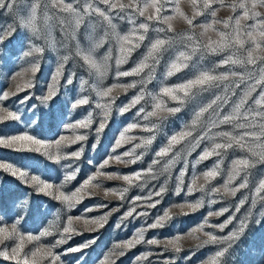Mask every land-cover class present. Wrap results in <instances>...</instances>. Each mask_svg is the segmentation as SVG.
Here are the masks:
<instances>
[{
    "label": "snow or ice",
    "instance_id": "snow-or-ice-1",
    "mask_svg": "<svg viewBox=\"0 0 264 264\" xmlns=\"http://www.w3.org/2000/svg\"><path fill=\"white\" fill-rule=\"evenodd\" d=\"M22 0H0V10L12 14ZM174 3L171 8L172 14H164L169 7V3ZM193 5V17L189 18L179 8L178 0H44V15L45 28L37 27L38 10L41 7V0H32L27 6V13L19 16V28L21 29V36L19 37L22 48L21 56L27 57L34 53L42 54L44 49L33 43L34 40L44 39L50 46L55 47L51 41V32L55 27L54 24H49L50 19L58 21L60 31L65 36L68 42L75 41L73 45L75 56L79 57L83 63L80 65L94 73L96 81L90 87L95 92V100L89 96H81L75 100L69 98L64 102L63 109H55L50 105V101L57 95L55 87H49L47 94L40 97L41 105L37 111L36 105H29L28 101L31 99V94L24 96L17 102L15 108L10 109L4 105V101L11 96L16 95L26 88L34 86V81L29 80L21 86H17L16 92L9 90L0 91V148L10 149L18 153L31 154L24 159L30 161L29 163H15L12 161L0 162V170L3 173L11 176L14 180L19 181L24 188H31V192H26L23 196H18L11 199L7 204L0 203V258L4 260L14 261L15 264H64L62 255L70 253L82 252L95 243L97 237L91 240L82 242L79 245L69 247L63 250L62 253L56 252L54 249L57 246L67 244L74 235L81 234L80 231L74 227V220H84L85 225L91 223L97 227L90 230H98L107 222L111 211H117L118 208L112 209L110 212L104 213L99 217H73L67 216L66 225L62 230L53 228L51 225L36 233L24 232L21 225L26 222L32 211L31 196L33 193L50 197L55 201H59L64 205L68 211H71L77 204H79L85 195H93V191L101 188L102 185L97 182L98 177L121 178L129 187L133 186L134 181L142 180L144 185L150 179H156L159 174L169 172L170 168L181 157V152L173 150L177 145L187 141L189 150L186 152V157L192 155V151L199 148L202 142H207L206 146L201 150L200 154L192 162V167L195 169L201 162L209 160L212 157L217 159L209 167L202 172L193 174L189 177L187 187H185V176L188 173V160L185 159L184 166L179 170L176 176V183L173 189L174 194L179 196L184 192L185 196L200 192L202 195L196 200H182L176 204H169L162 210V214H157L153 217L151 223L145 222V225L137 229L132 238L114 245L115 249H130L136 244L146 242L149 245L159 246L161 241L157 239H149L145 241V232L149 229H158L165 227L170 221L174 219L171 214V208H179L181 211L187 207L190 211L201 209L205 205V197L209 205L218 203L217 195L220 197L230 195L235 197L236 194L249 187V169L256 163H264V0H233L231 4H225V0H202V5L198 6V0H191ZM103 4L105 7H100ZM218 4L221 8H230L233 15L224 20H217L218 9L214 7ZM240 12L237 14V10ZM50 10L51 11V15ZM63 13L64 15H61ZM183 18L190 28H195L197 25L193 24V20L199 16L211 17L210 21L203 22L198 25L202 29L200 36H205L209 31H213L218 36L217 40L209 38L206 43H202L194 32L186 34H178L177 36H169L167 33L173 32L172 21L176 16ZM96 17L98 19L90 20L88 28H86L85 36L88 41L86 46L81 45L78 38V31L86 18ZM144 19L137 23L138 19ZM125 20L130 29L121 34L116 30V24L113 22L116 19ZM157 22L154 27L151 22ZM245 22V23H242ZM251 21V23H246ZM99 23L106 25L102 35L95 34V25ZM159 24L167 25L166 28L159 27ZM222 25V29L215 28V25ZM153 29L157 36L151 39L145 46L146 52L142 58L130 70L119 71V67L129 60L131 55L138 49L147 39L149 30ZM109 29L111 31H109ZM17 27L15 24H9L4 30L0 31V43H3L5 38L11 39L16 35ZM163 33V35H160ZM114 37L117 45V55L115 57V65L117 71L115 77H129L138 76L139 81H133L128 84L113 83L108 87L102 86V80L109 71L112 59L111 49L98 59L95 55L96 50L103 47L108 42L109 37ZM184 41L182 50H178L173 58H170L165 65L164 71L161 74V84L158 91H147L146 86L157 78L156 69L159 67L164 54L172 48L177 40ZM68 48L69 44L63 45ZM224 55L223 59L218 62V65H239L244 68V71H225L216 72L212 68L196 67V70L191 78L175 83L172 85L163 83L168 78L176 75L184 69L190 67V61L194 57L199 56L203 58L205 55L215 54ZM70 55L62 57L61 63L53 77L57 82L63 75L64 63H67ZM199 60H197V65ZM39 64L32 63L30 70L33 74L38 71ZM20 72H13L7 75L8 80H13L17 75H22ZM75 73L69 72L65 79V85L71 86L74 83ZM230 81L229 83H223ZM142 85L140 91L131 97L127 102L116 106L118 115H123L131 109L136 108L133 118L130 122H126L125 126L117 130L114 138V144L110 150V154L106 156L101 162L94 163L89 160L88 163L95 169L90 172L80 183L70 192H65L63 189L66 185L76 180L77 174L80 171L79 165L72 163H62L68 158L80 159L84 147L81 146L73 152L63 151L66 146L64 142L77 143L87 139V133L74 135V138H69L60 135L59 138H54V142L46 139L41 135V131L45 124L49 127L53 125L59 129L61 126L71 129H89L93 123V113L88 112L86 118L77 121L66 123V117L69 112L75 110L77 106H85L94 104L96 109H99L97 115L100 117L95 132L97 140L104 132L109 123V117L113 111L116 97L112 96L113 90L121 88L127 90L134 88L137 84ZM243 85V88L241 87ZM88 80L83 76L79 77V90L81 92L87 91ZM222 87V94L214 92V89ZM235 89H241L237 95ZM205 93H211V98L206 103H200L194 110L193 118L190 125H186L184 129L173 133L167 139V143L162 145L154 153V159L147 169H140L134 173L120 174L104 172L106 166L109 165L110 160L116 162H123L125 164H135L141 160L144 152L137 154V149H147L152 145L156 139L155 131L159 129L160 124L167 118L166 114L179 113L182 107L188 102L195 101L198 96ZM150 97L151 110L146 106L140 105L145 97ZM233 96H237L236 100H232ZM175 102L177 106L169 107L166 99ZM231 102V108L228 111L224 109ZM22 106V107H21ZM45 109H48L45 111ZM207 114V115H206ZM157 118L158 123H142L150 121V118ZM6 122H14L11 126L13 130L5 131ZM227 125L231 130L213 131V129L220 128ZM142 128L146 132L153 133L146 137H135L128 135L134 129ZM199 129V133H197ZM191 138V139H189ZM139 139L140 143L135 144L129 150L112 155L115 150L122 147L124 143H130L133 140ZM96 145L93 144V148ZM238 148L241 152H246L247 155L234 157L226 170L225 178L222 184L212 185V181L217 179L224 173L222 165L229 150ZM38 154V155H36ZM167 159L162 169H155L154 166L161 163V159ZM39 156L46 157L48 161H53L59 164L63 169L62 178L59 182L50 175H47V170L55 171L50 164H46L39 159ZM124 157H130L129 160H124ZM255 158V159H253ZM44 164V171H41L40 165ZM202 183H198L199 180ZM240 180L237 184L236 181ZM209 185H212L209 187ZM143 185H141L142 187ZM167 182L161 184L153 191H149L143 196L133 197L129 202L130 207L118 218L119 222L116 227H120L124 219L139 218L140 216H148V211L137 212L138 207L145 209L156 208L163 200L164 194L167 192ZM107 192L118 195L121 200L125 199V194L129 191L125 188H111L106 189ZM251 205L254 208L257 201H264V178L259 179L254 188L251 189ZM159 197L160 199H154ZM248 197L241 198L236 206L235 213H240L241 208L245 205ZM137 201H145L144 204H137ZM94 207H108L107 204H97ZM56 205L44 209L37 208L36 211L47 217ZM86 209L85 211H90ZM229 212L227 207H221L217 210L208 211L206 217L195 228L190 229L187 233L189 236H194L197 232H202L207 239L202 242V245H218L214 253L206 260L201 261L200 264H227L226 255L230 256V250L233 249L236 242L242 237L246 231L249 218L252 216L251 209H249L244 216V219L239 221V227L230 230L226 235L219 236L213 232L204 231L205 227L218 229L223 232L235 219V214L230 215L223 222L219 224L210 223V217H220ZM135 214V215H134ZM187 215V213H183ZM261 220L257 219L256 223ZM53 231H59V238L55 243L45 244L42 238L52 235ZM183 233H177L174 237L163 241L164 251L172 250L175 253L181 251L180 241ZM6 241H13L10 250L9 246L5 244ZM33 243V248L25 252V245ZM124 251H113L112 255L123 256ZM152 253H141L139 257L134 258L137 261L147 259ZM105 257V264L108 260ZM185 259H190L185 257ZM167 264V262H166Z\"/></svg>",
    "mask_w": 264,
    "mask_h": 264
},
{
    "label": "rangeland",
    "instance_id": "rangeland-1",
    "mask_svg": "<svg viewBox=\"0 0 264 264\" xmlns=\"http://www.w3.org/2000/svg\"><path fill=\"white\" fill-rule=\"evenodd\" d=\"M32 2V0H22L21 3L18 4L17 8L14 10L12 14L0 10V31L4 30L9 24H15L17 27L16 35L11 39L5 38L3 43H0V91L9 90L12 92H16L17 86H23L25 82L29 80L34 81V86L31 88H26L23 91H20L16 95L11 96L8 100L4 101V105L8 106L10 109L15 108L17 102L22 99L24 96L31 94V99L28 101L29 105H36L37 111H39L41 105L40 97H43L47 94V90L49 87H55L57 91V95L49 102L50 105L54 106L55 109H63L64 102L68 101L69 98L73 100L81 97V96H89L92 100H95V92L91 90L90 85L96 81L95 74H90L89 71L85 68H82L80 65L83 61L75 56L73 45L75 41L68 42L60 31V26L57 20L50 19L48 21L49 24H54L55 27L51 32V41L55 47L50 46V44L44 40H34L33 43L38 45L44 49L42 54L34 53L31 56L22 57L21 56V48L22 44L19 39L21 36V29L19 28V16L25 15L27 13V6ZM66 2H70V0H66ZM123 2H127V0H123ZM179 8L186 16L189 18L193 17V5L191 0H178ZM233 0H225V4H231ZM44 0H41V7L38 10V19H37V27L40 29L45 28V22L43 20L44 15ZM202 5V0H198V6ZM174 3L170 2L168 10L164 14H172L171 8L174 7ZM100 7H105L103 4ZM214 7L218 9L217 11V20H224L227 17L233 15V12L230 8H221L218 4H215ZM50 10V15H51ZM240 10H237V14ZM61 15H64L61 13ZM98 19L96 17L86 18L84 24H82L81 28L78 31V38L81 41L82 46H86L88 41L85 36L86 28H88L90 20ZM143 17H140L137 21L139 23L143 20ZM211 17L199 16L193 20V24L197 25L195 28H190L187 22L181 18L180 16H176V18L171 22L173 25V32L167 33L169 36H177L178 34H186L189 32H194L195 35L200 39L202 43H206L209 38L212 40H217L218 36L215 32L209 31L205 36L201 37L200 33L202 29L198 27L199 24L210 21ZM116 24V30L124 34L126 33L131 25L127 23L125 20L116 19L113 21ZM153 26H156L155 21L151 22ZM242 23H245L242 21ZM246 23H251V21H247ZM106 25H101L97 23L95 25L97 36L102 35L104 28ZM159 27L166 28L167 25L159 24ZM222 25L217 24L215 28L222 29ZM90 31L91 29L88 28ZM109 31H111L109 29ZM160 35H163L161 33ZM157 36V33L150 28L147 39L143 42V44L133 52L127 63L121 65L119 67V71L130 70L135 64L142 58L143 54L146 52V45L149 43L151 39H154ZM68 43V48H65L63 45ZM184 47V41L177 40L175 45L170 48L165 54L159 67L156 69L157 78L149 83L146 88L147 91H158V88L161 84V74L164 71L165 65L170 58H173L178 50H182ZM109 48L111 49L112 59L109 61L110 68L106 73L105 77L102 80V86L108 87L113 83L118 84H128L133 81H139L140 77L138 76H129V77H115V73L117 71V67L115 65V57L117 53V45L115 43L114 37H109L108 42L104 44L103 47L96 50V57L98 59H102L103 56L108 52ZM64 55H70V58L67 63H64L63 75L59 78V81L53 79L57 67L63 63L62 57ZM227 53H222L220 55L209 54L205 55L202 59L199 56L194 57L192 61H190V67L188 69H184L176 75L168 78L163 83L172 85L175 83H179L181 81L187 80L191 78L194 74L196 67L200 68H212L216 72H225V71H237L242 72L244 68L239 65H218V62L221 61ZM197 60H199V64L197 65ZM32 63H38L39 68L38 71L33 74L30 70V66ZM22 72V75H17L15 79L8 80L6 78L7 75H10L13 72ZM69 72H74L75 77L74 83L71 86L65 85V79L68 77ZM83 76L86 80H88V86H86L87 91L81 92L79 90V77ZM230 81H225L223 83H229ZM142 85L139 83L134 88H128L127 90L116 88L113 90L112 96L116 97L115 104L113 105V111L109 117V123L105 128L104 132L101 134L100 138L97 140V135L95 132V128L100 117L97 115L99 113V109L94 107V104H89L85 106H77L75 110L69 112L68 116L65 118L66 123L80 120L82 118H86L89 111L93 113V123L89 129H71L68 127L61 126V128L57 129L53 125L49 127L48 124H45L41 131V135H43L46 139L53 141L54 138H59L60 135L67 136L69 138H74V135L87 133V139L84 141H79L77 143H69L64 142L66 144L63 147V151L73 152L80 148L84 147V152L80 159L76 160L75 158H68L62 163H72L74 165H79L80 171L77 174L76 180L72 181L70 184L66 185L63 189L65 192L72 191L79 183L82 181L90 172H94L95 169L88 163L89 160H92L94 163L101 162L106 156L110 154V150L114 144V138H118L116 136L117 130L121 129L125 126L126 122H130L133 118V114L136 111V108L131 109L129 112L118 115L116 112V106L122 103L127 102L131 97L136 95ZM243 88V85H241ZM214 92L218 94H222V87L218 89H214ZM237 95H239L241 89H235ZM211 93H205L201 96H198L195 101L188 102L185 104L181 111L176 114H166L167 118L160 124L158 130L155 131L156 139L153 141L152 145H150L146 150L143 148L137 149V154L140 152H144V155L141 160L137 161L135 164H125L123 162H116L114 160L109 161V165L106 166L102 171L109 173H120V174H129L134 173L140 169H147L151 164V161L154 159V153L158 150L162 145L167 143V139L171 134L179 132L184 129L186 125H190V122L194 115V110L198 107L200 103H206L208 99L211 98ZM167 104L169 107L177 106L175 102L167 100ZM232 100H236L237 96H233ZM141 105L147 107L148 110H151V101L150 97H145V100L141 102L140 105L136 107L139 108ZM231 102L224 109V111H228L231 108ZM22 107V106H21ZM48 109H45L47 111ZM207 115V114H206ZM142 123H160L157 118H150L148 122ZM14 122H6L5 131L13 130L11 126ZM223 130H231L229 126L224 125L220 128L213 129V131H223ZM199 133V129L196 134ZM130 136L135 137H146L149 135H153V133L146 132L142 128H137L128 133ZM191 139V138H189ZM140 143L139 139L133 140L130 143H124L122 147L115 150V153H111L112 155L123 153L130 148H132L135 144ZM207 142H202L199 148H196L192 151L191 156L186 157V152L189 150L187 146V141L183 142L180 145H177L173 150V154L176 151L181 152V157L177 162L170 168L169 172H165L163 174H159L156 179H150L146 185H144V181H134L133 186L129 187L121 178H106V177H98L97 182H99L102 187L92 190L93 195H85L82 201L77 204L71 211H68L64 205L60 204L59 201H55L50 197H46L40 194L33 193L31 196L32 201V211L30 213L29 218L21 225V228L24 232H32L36 233L44 228H48L50 225L53 228L62 230L66 225L67 216L71 215L73 217H99L104 213L110 212L112 209L118 208L117 211H111V214L107 218V222L103 227L98 228V230H90L94 229L97 226L95 224H87L85 225L84 220H74V227H76L81 234L74 235L71 240L68 241L67 244L57 246L54 250L56 252L62 253L64 249L73 247L81 244L84 241L91 240L93 237H97L95 243L92 244L89 248L84 249L82 252L70 253L67 255H62V261L64 264H105V257L109 259L106 261V264H200L201 261L206 260L210 257L214 251L219 247L218 245H202V242L207 239V237L202 232H197L193 236L187 235L190 229L195 228L199 225L202 220L206 217L208 211L217 210L221 207H227L229 212L225 213L220 217H210L208 218L210 223L219 224L227 219L228 216L235 214V219L233 223L230 224L227 228L224 229L223 232H220L218 229L205 227L204 231L213 232L216 235L223 236L226 235L230 230L239 227V221L244 219L245 213L251 209L252 216L249 218L248 225L246 231L242 234V237L238 242L235 243L233 249L230 250L231 255H226L227 264H264V201H257L256 206L253 208L251 205V189L256 186L259 179L264 178V163H256L252 168L249 169V187L246 189L240 190L235 197L226 195L220 197L217 195L218 203L215 205H209L207 203V197H205V205L203 208L198 209L196 211H190L187 207L181 211L179 208H171V214L174 216V219L170 221L165 227L158 229H149L145 232V241L149 239H157L161 241L159 246L149 245L146 242L136 244L135 247L130 249H124L121 247L120 249H115L114 245L120 242H124L130 238H132L133 234L137 231V229L141 228L145 225V222L151 223L154 216L157 214H162V210L165 209L169 204H176L182 200L193 201L199 198L202 194L200 192H195L192 195L185 196L184 192H181L179 196L174 194V187L176 183V176L179 170L184 166L185 159L188 160V173L185 176V187H187L189 177L193 174V172L199 173L204 169L209 168L214 161L217 159L216 157H212L209 160L201 162L199 165L193 169L192 162L196 159V157L200 154L201 150L206 146ZM93 144L96 145L93 148ZM31 155L26 153H18L10 149L0 148V162H8L12 161L15 163H29L27 159L24 157ZM38 155V154H36ZM165 157L161 159V163L154 166L155 169H162L164 162L171 157ZM247 155L246 152H241L238 148H234L229 150L227 157L225 158L224 164L222 168L225 170L221 176L217 177V179L212 181V185L222 184L225 178L226 170L229 166L230 161L237 156ZM39 159L46 164H50L52 169L55 171H51V169L47 170L46 174L52 176L59 182V179L62 178L63 169L60 168L59 164H56L53 161H48L46 157L39 156ZM124 160L131 159L130 157H124ZM255 159V158H253ZM41 171H44V164L40 165ZM167 182V192L163 196V200L160 204L156 206V208L145 209L143 207H138L137 212L140 211H148V216H140L139 218H128L124 219L121 223L120 227H116L119 222L118 218L122 217L123 214L130 207V201L133 197L138 195L143 196L149 191H153L158 188L161 184ZM203 180L198 181V183H202ZM240 180L238 179L236 183L238 184ZM141 185H143L141 187ZM212 185H209L211 187ZM128 187L129 191L125 194V199L121 200L118 195L113 194L111 192L106 193V189L111 188H125ZM31 188H24L19 181L14 180L11 176L5 174L0 170V203L7 204L11 199L23 196L26 192H31ZM248 197L245 205L241 208L240 213H235V206L237 202L243 198ZM154 199H160L159 197H155ZM107 204L108 207L96 208L94 207L97 204ZM145 201H137V204H144ZM56 205V208L47 215H40L36 209L39 208L41 211L44 209ZM86 209H91L90 211H85ZM183 213H187L184 215ZM135 215V214H134ZM261 220L260 223H256V220ZM177 233H183V237L180 241L181 251L179 253H175L172 250L164 251L163 241H166L168 238H172ZM59 238V231H53L52 235L42 238V242L45 244L55 243V241ZM13 241H6L5 244L9 246V250ZM4 245H0V248H3ZM33 248V243H27L25 245V252L29 251ZM116 251H124L125 254L123 256L112 255V252ZM151 252L152 254L147 257V259H142L140 261L135 260L134 258L139 257L141 253ZM190 259H185V257H189ZM0 264H15L14 261L4 260L0 258ZM47 264V262H44Z\"/></svg>",
    "mask_w": 264,
    "mask_h": 264
}]
</instances>
